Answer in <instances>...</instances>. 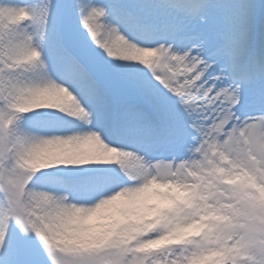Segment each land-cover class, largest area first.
Segmentation results:
<instances>
[{
	"label": "snow or ice",
	"instance_id": "obj_1",
	"mask_svg": "<svg viewBox=\"0 0 264 264\" xmlns=\"http://www.w3.org/2000/svg\"><path fill=\"white\" fill-rule=\"evenodd\" d=\"M0 264H264V0H0Z\"/></svg>",
	"mask_w": 264,
	"mask_h": 264
}]
</instances>
